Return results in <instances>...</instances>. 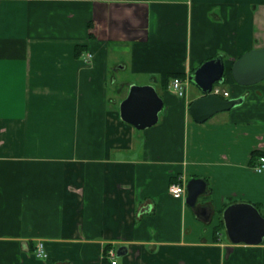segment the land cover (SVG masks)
<instances>
[{
    "label": "crops",
    "instance_id": "0c3cea01",
    "mask_svg": "<svg viewBox=\"0 0 264 264\" xmlns=\"http://www.w3.org/2000/svg\"><path fill=\"white\" fill-rule=\"evenodd\" d=\"M260 47L264 0H0V264H112L106 244L115 264H264V240L232 243L222 219L236 202L264 216V79L231 75ZM218 55L222 97L243 100L196 122L187 74ZM133 84L162 99L143 129L119 113ZM191 177L206 220L168 191Z\"/></svg>",
    "mask_w": 264,
    "mask_h": 264
},
{
    "label": "water",
    "instance_id": "95a60500",
    "mask_svg": "<svg viewBox=\"0 0 264 264\" xmlns=\"http://www.w3.org/2000/svg\"><path fill=\"white\" fill-rule=\"evenodd\" d=\"M224 64L221 56L200 63L187 74L188 81L201 95L190 102L188 112L196 122H203L213 114L242 102V97L225 99L211 93L213 83L224 82ZM234 81L241 85L255 84L264 79V47L243 52L231 65ZM162 109V99L151 85H130L127 96L119 104L122 120L138 129L153 125ZM185 203L194 208L195 214L206 220L210 215L208 205H197V200L206 192L202 178L191 177L185 184ZM222 219L228 239L232 243L260 244L264 240V216L251 203L236 202L226 206ZM120 250L117 251V254Z\"/></svg>",
    "mask_w": 264,
    "mask_h": 264
},
{
    "label": "built area",
    "instance_id": "2783aa9c",
    "mask_svg": "<svg viewBox=\"0 0 264 264\" xmlns=\"http://www.w3.org/2000/svg\"><path fill=\"white\" fill-rule=\"evenodd\" d=\"M91 54H86L87 58H90ZM171 89L178 95V96H184L186 94V82L181 77H173L170 82ZM211 93H214L216 95H220L223 97L228 96V91L224 90L219 85L213 84L210 90ZM254 170L257 172H261L264 170V155H260L258 157V162L253 166ZM168 191L171 196L175 198H183L185 195V185L182 181H175L172 182L169 187ZM34 254L38 258H47L48 254L45 248L44 241L41 239H38L35 248H34ZM108 255L111 259V263L115 264V252L113 249L108 250Z\"/></svg>",
    "mask_w": 264,
    "mask_h": 264
},
{
    "label": "rangeland",
    "instance_id": "374dc122",
    "mask_svg": "<svg viewBox=\"0 0 264 264\" xmlns=\"http://www.w3.org/2000/svg\"><path fill=\"white\" fill-rule=\"evenodd\" d=\"M218 84H219V83H218ZM222 85H224V84H223V83L219 84L220 87H221ZM202 197H203V196H200L198 200L202 199ZM263 201H264V199H263ZM263 203H264V202H263ZM190 210H192V209L190 208ZM261 211L264 212V204H263V206H262V208H261ZM215 220H216V219H215ZM215 220L213 219L214 222H215ZM213 221L210 222V223H201V222H200L201 229L203 230L205 227H209V230H210V229H211V226L214 224ZM190 223H191V222H190Z\"/></svg>",
    "mask_w": 264,
    "mask_h": 264
},
{
    "label": "trees",
    "instance_id": "16d2710c",
    "mask_svg": "<svg viewBox=\"0 0 264 264\" xmlns=\"http://www.w3.org/2000/svg\"><path fill=\"white\" fill-rule=\"evenodd\" d=\"M174 75H175V76H173V77H176V76L180 77V76H182L181 74H179V75L174 74ZM168 78H169V76L166 77V79H168ZM222 225H223V224H222ZM109 245H110V244H106L104 251L107 252V251L109 250Z\"/></svg>",
    "mask_w": 264,
    "mask_h": 264
}]
</instances>
